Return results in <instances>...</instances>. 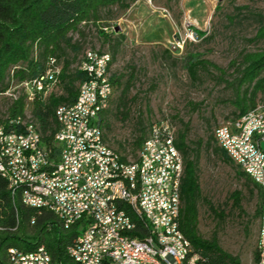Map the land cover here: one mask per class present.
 I'll list each match as a JSON object with an SVG mask.
<instances>
[{
	"label": "rangeland",
	"instance_id": "1",
	"mask_svg": "<svg viewBox=\"0 0 264 264\" xmlns=\"http://www.w3.org/2000/svg\"><path fill=\"white\" fill-rule=\"evenodd\" d=\"M217 8V9H216ZM194 24L192 36L202 37L177 44L184 20ZM264 25V0H129L126 10L118 6L100 12V21L86 24L80 33L70 34L73 47L61 46L60 63H68L66 82L77 87V63L85 49L108 52L112 57L110 75L119 79L104 128L105 142L127 161L137 157L135 140L152 124L167 122L176 132L187 124V145L194 148L202 140L197 165L201 196L225 219L214 220L207 205H198V233L204 239L216 237L218 245L237 256L241 264H252L257 241V219L249 238L244 225L257 208L255 195L237 177V168L215 154L214 129L235 118L233 101L242 57L264 51V40L254 41ZM113 32L105 42L98 31ZM197 36V35H196ZM192 57L206 60L223 70L197 67L188 70ZM130 82L129 90H123ZM245 87L239 91L241 93ZM56 94L65 95V83ZM118 100L122 105L118 108ZM256 107L264 105V91L256 95ZM9 100L0 97V116ZM209 141V147L206 143ZM239 192L242 211L234 209L229 196Z\"/></svg>",
	"mask_w": 264,
	"mask_h": 264
},
{
	"label": "built area",
	"instance_id": "2",
	"mask_svg": "<svg viewBox=\"0 0 264 264\" xmlns=\"http://www.w3.org/2000/svg\"><path fill=\"white\" fill-rule=\"evenodd\" d=\"M183 32L179 33L177 44L194 40L190 19L184 20ZM110 61L107 52L87 49L77 66L84 79L83 106L73 113L59 106L60 112L68 117L69 135L59 139L58 147L34 146L31 131L37 128L29 109H26L19 124V134H10L0 124V170L6 173L9 192L26 197L29 208L37 211L55 209L68 219L69 229L87 224V213H96L92 240L74 242L67 248V254L74 262L81 264L149 263L146 250H162L172 264H177L175 250L163 245L162 235L158 234L152 209H161L172 230L183 235L179 227H174L178 181H182L184 163L174 145V131L167 122L152 125L153 141H150L153 164H146L142 148V159L129 163H115L110 154L98 152L94 120L91 109H107L114 96L110 83V73H100V63ZM60 67L51 60L46 73L31 82H22L4 93L16 101L22 91L26 96V106L33 101L35 94L46 97L56 84ZM216 145L224 151L231 162L248 175L259 188L263 201L259 209L257 230L256 264H264V105L249 110L239 118L220 124L214 130ZM164 146H171V153H164ZM49 149L52 157H59V164L44 162L41 150ZM237 154H247V164L237 162ZM3 159H12L14 168H5ZM159 175H167L166 183H159ZM18 183H30V191H18ZM128 198L132 214H139V223L149 224L150 235L140 233L139 225H131L129 218L122 216L119 209L109 206V199ZM160 198H172V205L161 206ZM184 236V235H183ZM190 246V241L185 237ZM106 241L101 253H94V244ZM10 253H13L10 251ZM23 264H40V255H15ZM192 256L191 264L196 261ZM152 264V263H149Z\"/></svg>",
	"mask_w": 264,
	"mask_h": 264
},
{
	"label": "trees",
	"instance_id": "3",
	"mask_svg": "<svg viewBox=\"0 0 264 264\" xmlns=\"http://www.w3.org/2000/svg\"><path fill=\"white\" fill-rule=\"evenodd\" d=\"M114 6L126 10L129 7V0H0V97L9 100L5 111L0 116V124H3L10 131L17 130L20 127L18 125L10 126L8 120L12 119L13 124L16 117H23L25 110L29 109L33 123L41 134L43 144L48 148L54 146L53 140L58 131L54 112L61 105L74 103L79 85L84 79L83 74L76 67L77 87L73 86L72 81L66 82L68 63L64 65L60 63L59 51L61 46L73 47L70 44L71 38L69 35L80 33L81 28L86 24L99 22L100 12ZM98 33L105 42L111 41L114 35L113 32H106L103 29H100ZM195 34L199 37L205 35L204 32L199 30H196ZM257 40H264V25L257 30L254 36V41ZM191 59L188 64V70L191 73H194L197 67L209 66L223 74V70L206 60H198L197 57ZM51 60H55L60 67V72L56 76L57 81L53 90L46 97L35 94L33 101L26 106V96L22 91L16 101H11V99L4 96V93L13 86L22 82H31L43 76L50 68ZM61 82L65 83V95L56 94ZM118 82V78L110 77L114 94L119 90ZM129 83L127 82L123 94L129 90ZM242 87L245 88L239 93ZM236 90L237 96L233 101V105L237 113L231 121L256 108V95L264 91V51L250 52L243 55ZM121 101L118 100V108L122 105ZM114 102L115 100L112 98L108 108L99 116V127L103 133L107 116ZM152 125L149 126L147 133L141 131L139 137L136 138L134 144L137 148V154ZM171 128L174 131V145L181 154L184 163L183 179L180 187L178 226L184 238L186 237L191 243L192 253L190 258L196 256L197 259L194 264H241L239 257L228 254L221 249L215 236L211 239H204L199 235V202L203 201L207 205L208 211L218 223L224 221L225 211L215 208L201 196L197 165L203 144L202 140H198L193 149L189 148L186 141L187 124H184L178 132L172 126ZM209 141L215 143L214 131L213 137H210ZM209 141L206 143L208 147ZM213 151L222 162L235 166L217 145L213 148ZM122 158L123 161L127 160L123 156ZM235 167L237 168V177L244 181V186L251 194L255 195L257 201L253 218L247 220L244 225V235L249 238L254 220L257 219L258 221L263 197L251 178L237 166ZM229 198L233 208L242 211L239 192H233ZM125 206L123 204L119 205L123 210L125 208L126 213L135 224L139 225L140 233L146 235L145 225L136 221L137 218L130 212V208ZM31 221H33V224H31ZM78 234L81 233L78 232L76 226L65 229L61 220L55 214L45 210L37 211L25 207L21 202L19 193L12 197L7 182L0 177V264H11L8 257L10 251L32 252L40 246H43L48 252L51 257V264H77L67 254V248L76 241ZM257 258L256 241L252 264H256Z\"/></svg>",
	"mask_w": 264,
	"mask_h": 264
},
{
	"label": "bare ground",
	"instance_id": "4",
	"mask_svg": "<svg viewBox=\"0 0 264 264\" xmlns=\"http://www.w3.org/2000/svg\"><path fill=\"white\" fill-rule=\"evenodd\" d=\"M193 35V33H192ZM196 36V34H194ZM100 73L101 74H109L110 73V61H102L100 63ZM83 106V87L80 84L78 88L77 98L71 105H63L62 108L66 110V113H73L76 109H82ZM106 109H91V120H94V131L96 132V139L98 145V152L102 154H110L115 159V163H129L130 161H123L122 156L115 150L111 149L104 139V133L102 129L99 127V116ZM54 117L58 125L57 136L54 138L53 147H58L59 139H67L69 135V122L68 117L63 115L60 112L59 107L54 112ZM7 120V119H6ZM23 120V117H16L13 120V124H19ZM19 126V125H18ZM16 127V126H15ZM17 128V127H16ZM10 134H19V128L14 131H10ZM154 138V129L150 128L149 134L145 141L143 142L141 148L144 152L145 162L146 164H153V153H151V145L150 141H153ZM31 142L34 146H44L41 134L37 130V128H33L31 131ZM142 150H140L137 154L136 159H142ZM164 153H171V146H164ZM41 158L44 162H50V164H59V157H52V153L49 152V149L41 150ZM237 162L239 164H247V154H237ZM3 166L5 168H14V161L12 159H3ZM0 177L6 181V173L4 170H0ZM167 175H159V183H166ZM182 181H178V194L176 195V211H175V220L174 227L178 226V218H179V208H180V187ZM18 191H30V183H18ZM11 196L12 193L10 192ZM21 198V202L25 207H28L26 197L23 194H19ZM13 197V196H12ZM120 204L126 205L125 207L130 208L131 205L128 198H114L109 199V206H114L115 209H119L122 213V216L125 218H129L131 225H136L135 222L131 219V217L124 210L119 207ZM161 206L172 205V198H160ZM123 207V206H122ZM29 208V207H28ZM127 209V208H126ZM45 211H49L55 214L62 222L63 227L65 229L69 228L68 219L62 212L56 211L55 209H47ZM128 212V211H127ZM137 220L139 221V214H133ZM152 217L153 220H156L157 231L159 235H162L163 245L166 248L171 250H175V254L177 256V264H191L192 258H190V246L187 243L186 239L183 235L178 234L176 231L172 230V224L167 223V217L162 216L161 209H152ZM96 222V213H87V224H83L80 228L79 239L81 241H89L92 240V232H93V224ZM33 224V221H31ZM146 229V235H150V227L149 224L143 223ZM78 241V237L75 242ZM106 248V241H98L94 244V253H101L103 249ZM46 252V255H40V264H51V257L43 246L36 248L32 252H23L20 250H14L13 253L15 255L20 256H31L40 252ZM13 253H10L9 261L11 264H23L22 261L16 259ZM146 258L149 260V263L152 264H172L170 258H166L165 254L162 250H146ZM77 264H81V262H76ZM142 263V264H149ZM104 264H114V261H106Z\"/></svg>",
	"mask_w": 264,
	"mask_h": 264
},
{
	"label": "water",
	"instance_id": "5",
	"mask_svg": "<svg viewBox=\"0 0 264 264\" xmlns=\"http://www.w3.org/2000/svg\"><path fill=\"white\" fill-rule=\"evenodd\" d=\"M260 149L264 151V143L260 144Z\"/></svg>",
	"mask_w": 264,
	"mask_h": 264
}]
</instances>
